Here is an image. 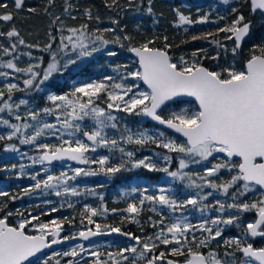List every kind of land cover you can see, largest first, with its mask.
I'll return each mask as SVG.
<instances>
[{
  "label": "snow or ice",
  "instance_id": "snow-or-ice-1",
  "mask_svg": "<svg viewBox=\"0 0 264 264\" xmlns=\"http://www.w3.org/2000/svg\"><path fill=\"white\" fill-rule=\"evenodd\" d=\"M222 2L228 5L230 0ZM48 3L52 4L53 0H48ZM131 3L132 0H129V5ZM116 4L117 0H111V4L106 0L108 7ZM14 6L17 10L22 9L24 0H14ZM8 7V4L0 3V9ZM72 7L65 0L64 12L68 13ZM242 7L248 9V17L241 11ZM29 11L35 12L36 9L30 8ZM146 11L149 15L153 14L152 0H148ZM231 13V21L223 27H217L215 32L191 37L192 41L202 40L213 45L217 52L211 57L207 55V49H198L191 53V59L181 55L174 61L169 55L171 45L167 43V37H164L163 48L153 47V40L139 46L129 45L127 51L136 58L137 66L134 69H129L126 64L118 65L113 69L115 76L104 75L102 79L81 83L62 95L48 94L50 106L39 110L29 109L22 123L14 124L0 118V125L11 129L7 134H0V141H13L15 138L21 145L34 146L38 155L27 157L32 164L44 165L67 160L87 166L71 168V175L69 171H61L59 175L47 174L43 180L38 179L40 173L30 175L34 184L23 188V195L42 189L45 192L50 190L57 197H75L81 195V190L69 186V182L75 181L77 177L103 175L111 178L121 171L140 168L149 172H163L173 181L184 183L186 188L197 190L195 195L178 200L171 194L170 187H157L155 194H149L147 187L133 188L132 193H139L138 203L129 202L124 209L111 210L104 205V197L100 195L99 207L84 205L80 213L82 229L67 236H61V233L66 223L73 224V220L68 217L44 222L39 215L29 214V217L23 218V213L17 209L15 215L22 218L16 226H10L8 217L14 213L9 211L4 218H0V264H27L30 258L36 257L52 245L76 239L90 241L92 237L113 233L126 237L131 243L106 253L98 250V245L90 244L85 247L77 244L62 253L54 252L44 258L42 264H51L53 257H69L66 264H80L84 254L91 257L84 264H264V247H254L247 240L248 237L264 238V34L260 36L259 43L250 44L246 58L242 62L239 60L245 43L254 39V25L249 17L259 15L264 19V0H242L239 6L231 8ZM84 14L92 19L90 10L86 9ZM176 14L177 26L209 22L207 15L192 20L179 10H176ZM12 19L11 12H0V21L8 22ZM218 20L224 21L226 17L220 16ZM58 21L60 27L57 31L61 34L55 48L53 42L57 37L51 32L50 42L43 48L26 44L15 28L6 34L0 33L10 40L13 37L17 40L10 48L0 45V55H11L17 51L18 45L37 48L49 54L45 63L43 57L34 58L31 52L24 53L37 61L27 67H18L14 62L19 56L0 62V68L10 69L12 73H20L26 77L22 81L23 88L16 83H5L0 88V101H3L0 103V112L8 110L11 115L13 108L18 110L21 106L28 105L29 102L25 99L10 103L15 92L33 89L42 91V85L55 74L75 72L77 69L73 66L107 48L109 44L124 48L123 41L131 40L128 35L107 39L105 33L113 32L112 28L90 32L87 24H81L79 27L65 29L59 16L52 23L56 24ZM112 23L117 21L113 20ZM65 30L67 35L63 34ZM201 52L204 53L203 56L200 55ZM229 53L232 63L221 64V55L227 57ZM107 55L115 56L117 53L108 51ZM204 59L214 61V67L204 66ZM237 63L242 66L237 67ZM10 75L7 71H0V77L5 80ZM129 79L133 83H127ZM136 81H141L145 88L142 89ZM5 95L7 99H4ZM114 113L145 117L183 139L178 140L160 128H155L151 133L142 126L135 131L127 126L121 129ZM47 116H54L55 122H47L44 119ZM15 119L21 121L22 118L15 115ZM85 120L92 121L94 126L90 130L82 126ZM106 129L116 130L120 134L110 137ZM26 130H31V134H27ZM78 134H82L83 139ZM45 135L55 136L59 143H38ZM127 145H134L136 148L128 150L125 147ZM148 145L164 150L162 153H154L163 162V166L154 162L152 157H136V151ZM100 148L119 152L120 162L111 163L107 155L96 158L89 155ZM3 151L19 153V148L15 143H6ZM216 154L221 155L218 157ZM20 155L27 156V153ZM210 157L213 159L210 160ZM174 159L177 167L176 170H171L170 165ZM209 163L211 167H208ZM193 164L201 165L202 173L185 171ZM19 167L20 174H23L26 166L20 164ZM15 168L16 165L13 164L12 169ZM43 171L48 173L47 168ZM222 173H227L228 178L224 179ZM205 188L212 191L204 193ZM86 191L96 195L92 189ZM214 192L225 199H216L212 204L205 203ZM126 195L128 193H121L122 198ZM5 197L13 201L19 198L0 190V198ZM145 204L150 205L149 211L160 217L158 220H153L151 216L148 218L149 227L154 230L151 234L137 236L123 231L119 226L101 224L94 219L109 212H119L122 213V223L127 221L139 224L137 217L144 211ZM67 206L73 207L71 203ZM189 207L204 217L199 223H191L186 215L175 216L165 223L164 214L158 211L167 209L170 214H174ZM6 208L7 203L0 199V212ZM57 210L53 207L50 211ZM213 210L219 215L208 217V212ZM244 213H254L255 218L244 222ZM85 221L87 225H94V229L87 227ZM228 226H235L240 234L224 238L223 232ZM29 227L35 234H29ZM143 231L141 227V232ZM197 232L203 234L201 238H197ZM218 238L223 241L222 244L218 243V247L223 248L222 256L217 250H209L207 253L201 251L209 248ZM161 248L164 250H160ZM54 264H61V259H55Z\"/></svg>",
  "mask_w": 264,
  "mask_h": 264
},
{
  "label": "trees",
  "instance_id": "trees-1",
  "mask_svg": "<svg viewBox=\"0 0 264 264\" xmlns=\"http://www.w3.org/2000/svg\"><path fill=\"white\" fill-rule=\"evenodd\" d=\"M68 2L73 5L68 13L64 12L65 8V0H53L52 4L48 3V0H24V7L20 10L15 9L14 0H0V3L8 4L7 9H0V12H11L13 15V19L11 21L5 22L0 21V33L6 34L8 31L15 28L19 33L20 37L25 40L26 44L30 45H39L40 48H43L44 45L50 42L49 32L57 37V40L53 42V47H57L59 43V32L57 29L60 26V22L58 21L56 24H53V20L55 17L59 16L60 20L63 21V25L65 27H79L81 24H87L88 30L94 31L96 29L103 30L106 28H112L114 31L111 33H105V37L109 40L114 39L115 36L123 37L124 35H128L131 37L130 41H123L125 47L121 48L117 44H109L107 48L101 50L100 52L95 53L92 57H89L87 62L79 68V70L75 72H66L60 77L63 78V82H67L70 75L76 79L78 82H85L91 80H99L102 79L104 75H113V69L118 65H128L129 69L136 67V61L133 60L127 51V46H139L140 44L153 40L155 43L152 45L153 47L163 48L164 47V37H167V43L171 45L168 49L169 55L174 58V61L179 58V56L184 55L186 59H191V53L198 49H207V55L209 57L216 54L217 49L202 40L192 41L191 37L193 35H200L205 32H215L217 27H223L226 23H229L232 19L231 8L235 6H239L242 3V0H230L228 5H225L222 0H152V8L153 14L149 15L146 11L148 7V0H132L131 5H129V0H117V4L112 7L106 6V0H68ZM108 4H111V0H107ZM36 9L35 12H30L29 9ZM88 9L91 11L92 19H89L85 16V10ZM176 10H179L184 15L189 16L192 20H197L200 17L207 15L209 22L205 24H192V25H183L177 26L178 18L176 14ZM241 11L244 12L245 16L248 17V9L241 8ZM225 16L226 20L219 21L218 17ZM72 17H76V19H72ZM99 17V20H97ZM253 21V32L254 39L245 43L244 51L241 53L239 60L242 62L244 58L247 56V52L250 44L259 43L260 36L264 34V19H261L259 15L255 17H249ZM115 20L117 23L113 24L112 21ZM212 21H217V23H213ZM187 29V31H185ZM223 37V34H221ZM12 43H17L15 37L7 38L6 35H0V45L4 47H9ZM230 44V42H228ZM108 51H114L117 53L115 56H108ZM31 52L33 56L39 58L43 57L45 63L49 59V54L47 52H42L37 48H27L23 45H18L17 51L13 52L11 55H0V59H11L14 56H18L21 53ZM201 56L204 55L203 52L200 53ZM202 63L206 67H214L215 62L211 59H204ZM220 63H232V56L229 53L227 57L223 54L220 58ZM241 63H237V67H241ZM58 74H55L53 78L49 81L45 82L42 85V91L36 90H26V91H17L13 94V99L16 102H19L20 98L28 100V105L22 106V112L27 113L29 109L39 110L45 106H50L47 101L48 94H64L66 92L71 91L72 89L68 88V83L64 85H60V80L55 81L54 78ZM4 83L0 84V88H2ZM60 85V86H59ZM23 88V84L20 86ZM4 99H7V95H5ZM12 99V100H13ZM13 100V101H14ZM104 106V105H102ZM55 122V117L51 116ZM118 121L119 126L123 129L125 126L128 128H132L133 130H137L141 126L144 128H148L149 130L158 128L151 122L147 121L145 117H138L133 115H128L126 113H118ZM17 121L16 119H12ZM5 127L4 129H6ZM86 130L91 129V125H87L84 127ZM162 130V129H160ZM108 136H118L120 133L113 129L105 130ZM165 131V130H162ZM168 135L176 137L178 140L182 141V138H179L167 131H165ZM82 135V134H80ZM49 142V144H58L59 141L55 136L50 138H40L38 143H42V140ZM8 142H17L13 141H0V190L8 191L10 195H14L19 197L16 200H9L6 197L0 198L3 199L7 203V208L0 212V217H4L10 210L14 208L20 209L25 205V209L32 214L39 215L40 219L44 222L51 221L53 219L62 220L64 217H68L70 220H73V224H65L64 229L69 231H78L82 229V225L80 224L81 220V211L85 204L91 205L92 207H99L100 195H103V203L104 205L111 210L112 208L116 209H124L127 207L129 202H137L139 200V194L136 196H127L122 198L121 193H125L126 189L133 187L134 185L145 184L148 180L157 181L160 177L159 173L161 172H149L146 169L140 168L129 171H121L116 174L114 177H105L103 175L93 176V177H77L75 181H70L69 186L77 187L81 190V195L75 197H61L60 205L56 208L58 209L56 212H51L49 208V212L47 215H42V213L46 212V209L41 207V204H44L40 201L39 204L35 206L31 205V202L36 199H30L29 195H23L22 189L29 187L34 181L30 179V175H33L36 172L37 167H30L29 163L26 162L25 159L18 158L16 156L4 154L3 151L4 145ZM20 149H25L28 151L27 145L19 144ZM127 147H134V145H127ZM145 148L149 150H159L164 151L162 149H158L155 145H148ZM145 148H142L143 151ZM161 152V153H162ZM138 154V151H136ZM175 155V154H173ZM110 157V161L113 164H118L120 162V155L118 153H108ZM91 157L96 158L97 156L92 155ZM212 160L213 158H209ZM174 161H176L174 159ZM15 164L16 168L12 169V165ZM20 164H24L27 168H24L23 174L21 173ZM208 166H211L209 163ZM95 167V166H93ZM201 166H198L196 169L197 172H201ZM59 174L58 171L55 172V175ZM221 175H225L224 179L228 178L227 173H222ZM42 176L41 174L39 175ZM219 182V180H217ZM33 185V184H32ZM100 185H103L100 187ZM179 188H182V185L177 183ZM84 186L86 188L96 189V195L92 197H86L87 191L82 189ZM183 189V188H182ZM184 191V190H182ZM206 191V190H205ZM49 197H52L51 192L49 191ZM258 195V193H257ZM53 198H59L53 195ZM252 196L249 194V199ZM220 199L224 200L225 198L220 196L218 193H213L212 196L208 197V200L205 203L212 204L214 200ZM243 199V198H242ZM39 202V201H37ZM228 202H231L230 200ZM71 203L73 205L72 208H69L67 205ZM58 202L50 204L49 206L57 205ZM63 204V207H61ZM148 204L144 205V211L140 214L137 219L140 221L137 223H130L125 221L121 222L122 213H109V215L105 217H95L94 219L101 224H108L113 226H119L125 232H131L137 236H142L144 234H151L154 230L149 227L148 218L151 216L153 220H158L159 216L149 211ZM188 210L191 213L189 218L190 222L203 219L199 212H196L191 207ZM127 215V214H123ZM209 217H214L219 215V213L213 211L208 212ZM227 213L225 214V216ZM55 216H58L54 218ZM14 215L8 217V223L12 224L14 222ZM254 213H244L243 221L248 222L254 218ZM85 225L87 227L94 228V225H87L85 221ZM141 227H143L144 231L141 232ZM33 231H30V233ZM197 234V233H196ZM240 231L235 226H228L224 229L223 237L228 238L232 236H238ZM197 238H201L197 236ZM249 243L254 242L250 237L247 238ZM117 243L102 245L98 250L102 252L108 251H116L118 247H122L127 243H131L127 240V238H118L116 239ZM218 243L222 244V239L218 238V241H214L209 245V248L201 249V251L207 253L209 250H217L220 255H223V248L218 247ZM161 248L160 250H162ZM164 250V249H163ZM239 256L240 254L237 253ZM87 259H91V257H85ZM183 258V257H180ZM55 259L52 260L54 262ZM82 260V264L84 261ZM51 264H54L52 263ZM35 264V263H34Z\"/></svg>",
  "mask_w": 264,
  "mask_h": 264
},
{
  "label": "rangeland",
  "instance_id": "rangeland-1",
  "mask_svg": "<svg viewBox=\"0 0 264 264\" xmlns=\"http://www.w3.org/2000/svg\"><path fill=\"white\" fill-rule=\"evenodd\" d=\"M64 26V25H63ZM60 27V26H59ZM64 28L66 29V28H68V27H65L64 26ZM59 34H61L60 32H59ZM64 35H67L68 33L66 32V30L64 31V33H63ZM108 47V46H107ZM9 48H10V46H9ZM102 50H104V49H102ZM95 54V53H94ZM93 54V55H94ZM19 56V59L18 60H14V62L17 64V66L18 67H27L28 66V64H30V63H35V62H37L36 61V59H30L29 58V56H27V55H24V53H21L20 55H18ZM32 57H34V58H37V57H35V56H33L32 55ZM89 58V57H88ZM88 58H85L83 61H80V62H78V64L76 65V66H73L74 68H76L77 70H79V68L80 67H82L86 62H87V60H88ZM12 59V58H11ZM8 59H4V60H2V59H0V62H6ZM135 67H133L132 66V68L131 69H134ZM0 71H7V72H9V73H11V75L9 76V78L7 79V80H5L3 77H0V84L1 83H16V84H18L19 86H21L23 83H22V81H23V79H25L26 77L23 75V74H20V73H12L11 72V70L10 69H6V68H0ZM121 71H123V69H121ZM68 72H70V71H68ZM73 72V71H72ZM66 73V72H65ZM116 75V73L114 72L113 73V76H115ZM68 78V81L67 82H63V78L62 77H60V74H58L57 76H55V78H54V80L57 82V81H59L60 80V85H64L65 83H68V88H70V89H73V87L74 86H79V84H81V83H86V82H90V81H85V82H77L76 81V79L75 78H73V76L72 75H70L69 77H67ZM127 83H129V84H131V83H133V81H131L130 79L127 81ZM135 83H138V84H140V86H141V88L143 89V88H145V86H143L141 83H140V81H136ZM59 85V86H60ZM59 95V94H58ZM60 95H62V94H60ZM21 99V98H20ZM14 100V99H13ZM10 101V103H18V102H16L15 100L14 101ZM0 103H3V101H0ZM173 107H175V106H173ZM184 107H187V105H184ZM22 106L17 110V109H15V108H13L12 109V114L10 115L9 114V112H8V110H5L4 112H0V118H3V119H7L10 123H22L23 122V120H24V118H26V113L25 112H23V114L21 115V112H22ZM176 110H179V109H176ZM15 115H20L21 116V121H15V120H12V119H15ZM114 115H116V116H118V113H114ZM44 119L47 121V122H49V123H54V120L52 119V117L51 116H47V117H44ZM30 123H33V122H31V121H29ZM87 125H91V128L94 126L93 125V123H92V121L91 120H85V121H83L82 122V126L83 127H85V126H87ZM6 126L5 125H0V134H7L9 131H11V129H9V128H6V129H4ZM155 129H150V133H151V131H154ZM135 131V130H134ZM26 132H27V134H31V130H26ZM78 136L81 138V139H83V137H82V135H80V134H78ZM45 137H47V138H50L51 139V135H45V136H43L42 138H45ZM66 139L68 138V137H65ZM13 140H15V141H17V142H8V143H15L16 145H17V147L19 148V153H4V154H7V155H12V156H16V157H18L19 159L20 158H22V159H25L26 160V162L27 163H29V168L30 167H37L36 169V172L34 173V174H36V173H40L42 176L40 177V176H38V179H40V180H43L44 178H46V175L47 174H53V175H55V172L56 171H58V173H60L61 171H69L71 168H77V167H75V166H73L72 164H70V163H68L67 161H62V162H60V163H58V164H56V166H54V165H48V164H44V165H40V164H32V162H31V160H29L27 157H29V156H36V155H38V153L36 152V150H35V148H34V146H32V145H27V147H28V151H26L25 149L23 150V149H20V147H19V145H18V143H19V140L18 139H13ZM42 143H48L49 144V142H47L46 141V139L45 140H42L41 141ZM128 150H133V149H135L134 147H127V146H125ZM157 152H162V151H159V150H149L148 151V149L147 148H145L143 151H141V149H139L138 150V154H136V157L137 158H143L144 156H149V157H152L153 158V161L154 162H157L158 163V165L159 166H163V162L158 158V157H156V156H154V153H157ZM20 153H27V156H21L20 155ZM108 153H112V152H109V150L108 149H104V148H100V149H97V152L96 153H89V155L90 156H92V155H95V156H102V155H107L108 156ZM113 153H118L119 155H120V153L119 152H113ZM218 157L221 155V154H216ZM198 166H201V165H190V167L188 168V169H185V171H188V172H193V173H195V172H197V168H198ZM176 167H177V161H174L173 160V163L170 165V168H171V170H176ZM208 167H211V166H208ZM25 168H27V167H25ZM44 168H47L48 169V173H45L44 171H43V169ZM201 171H203V167L201 166ZM133 170H135V169H133ZM57 175H59V174H57ZM69 175H71V172L69 171ZM159 175H160V177H159V179L157 180V181H155V180H148L145 184H140V185H134L133 187H131V188H128V189H126V191H125V193H128V195L127 196H136L137 194H139L138 192L137 193H132V189L133 188H140V189H142V188H145V187H147L148 189H149V194H155L156 193V188L157 187H170L171 189H172V195L174 196V198H176V199H178V200H185V199H187L190 195H195V193H196V191L197 190H195V189H189V188H186L185 187V185H184V183H181V182H178V181H173L170 177H167L166 176V174L165 173H163V172H161V173H159ZM223 176V178L225 177V175H222ZM177 183H179L180 185H182V188H179V186L177 185ZM32 184H34V183H32ZM31 184V185H32ZM82 189H84V190H87V189H92V190H94L95 191V193L97 192V190L96 189H93V188H86V187H84V186H82L81 187ZM182 190H184V191H182ZM206 190V191H205ZM49 191L50 190H48V192H45L44 190H37V191H35V192H33V193H31V194H29V198L30 199H36V200H33L32 202H31V205L32 204H36L37 203V201H41V202H43L44 203V206H43V208L44 209H46V213H48L49 212V208H50V210H51V208H53V207H57V206H59L60 205V202H61V197H59V198H48L50 195H49ZM212 191V189H208V188H205L204 190H203V192L204 193H207V192H211ZM51 192V191H50ZM215 193V192H214ZM54 194H52V196H53ZM86 197H92V196H94V195H91V194H89V192L87 191V193H86V195H85ZM45 201H51L52 203H45ZM55 202H58V204L57 205H53V206H49L50 204H53V203H55ZM25 205H23V207H21L19 210L23 213V218H27V217H29V214H31V215H35V214H32L31 212H27L26 211V209H25V207H24ZM150 207V206H149ZM188 209V208H187ZM16 211H17V208H14L13 210H10V212H12V213H14V217H13V219H14V222L11 224V225H13V226H16L17 224H18V222H19V220L22 218L21 216H18V215H15V213H16ZM48 211V212H47ZM158 211H160V212H162L163 214H164V216H165V223H168V222H170L175 216H180V215H186V216H188V218H190V216H191V213L188 211V210H183V212H177V213H174V214H170L169 212H168V210L167 209H158ZM7 213V212H6ZM109 213H111V212H109ZM109 213L108 214H106L105 216H107V215H109ZM105 216H102V217H105ZM209 217V216H208ZM4 218V217H3ZM98 218H101V217H98ZM160 218V217H159ZM158 218V219H159ZM200 220H202V219H199V221L198 222H191V223H193V224H196V223H199L200 222ZM30 231H33L32 229H31V227H29L28 228V232H29V234H35V232L33 231V232H31L30 233ZM202 235L203 234H201V233H199V232H197V234H196V236H199V237H202ZM113 243H117L116 242V239H114V240H110V241H106V243H104V242H98V241H91V242H89V243H81V242H77V243H75V244H73V245H69V246H67V247H64V248H62V249H58V250H54V251H51V252H49V253H47V254H45L44 256H42L35 264H42V260L44 259V258H47L48 256H50V255H52L54 252H58V253H62L63 251H67V250H69L71 247H73V246H75V245H77V244H83V245H85V247H88L90 244H92V245H98L99 247L100 246H102V245H109V244H113ZM163 250V249H162ZM85 257H89V256H87V254H84V259H82V260H85L86 258ZM53 259H61V264H66V262H67V260L69 259V257H53ZM81 260V261H82ZM87 260H90V259H87ZM54 262H55V260H54ZM54 262H52V263H54ZM80 264H82V262H80Z\"/></svg>",
  "mask_w": 264,
  "mask_h": 264
},
{
  "label": "water",
  "instance_id": "water-1",
  "mask_svg": "<svg viewBox=\"0 0 264 264\" xmlns=\"http://www.w3.org/2000/svg\"><path fill=\"white\" fill-rule=\"evenodd\" d=\"M129 54L132 57V59H134L136 61V58L133 56V54H131V53H129ZM140 83L143 85V83L141 81H140ZM145 119L155 125V122H152V121H150L147 118H145ZM155 126H157L158 128H160L162 130H165V131H167V132H169V133H171V134H173V135H175V136L178 137V134L172 133L171 130L164 129L163 126H159V125H155ZM179 138H181V137H179ZM58 162H60V161H53L51 164H57ZM68 162L71 163V164H73L76 167H86V165H80V164H77L74 161H68ZM10 226H13V225H10ZM120 237H123V236H119V235L113 233V234H110V235H101V236L92 237L90 240L96 239V238H106V239H110V238H120ZM123 238H126V237H123ZM78 241H82V240H79V239L69 240V241H65V242L60 243V244L52 245L50 248L44 249L41 253H38L36 257L30 258L29 261L27 262V264H33V263H35L37 260H39V258L41 256H43L45 253H47L49 251H52V250H55V249H58V248H61V247H64V246H68V245L75 244Z\"/></svg>",
  "mask_w": 264,
  "mask_h": 264
},
{
  "label": "flooded vegetation",
  "instance_id": "flooded-vegetation-1",
  "mask_svg": "<svg viewBox=\"0 0 264 264\" xmlns=\"http://www.w3.org/2000/svg\"><path fill=\"white\" fill-rule=\"evenodd\" d=\"M54 166H56V165H54ZM29 186H31V185H29ZM48 198H53V196L52 197H48ZM40 203V201L39 202H37L36 204H39ZM36 204H32V206H35ZM42 206H44V204H41V207ZM46 213V212H45ZM56 217H58V216H55L54 218H56ZM0 218H3V217H0ZM255 218V217H254ZM253 218V219H254ZM252 219V220H253ZM81 230V229H80ZM80 230H78V231H80ZM78 231H69V230H66V229H64L63 230V232L61 233V236H67V235H71V234H74V233H76V232H78ZM251 238V237H250ZM115 239H117V238H115ZM251 239H253L254 240V242H252V244H253V246L254 247H264V238H261V237H257V238H251ZM110 240H114V239H112V238H110V239H104V238H96V239H92V240H90V241H81V243H89V242H91V241H98V242H104V243H106V241H110ZM62 249V248H61ZM180 260H183V258H179Z\"/></svg>",
  "mask_w": 264,
  "mask_h": 264
}]
</instances>
